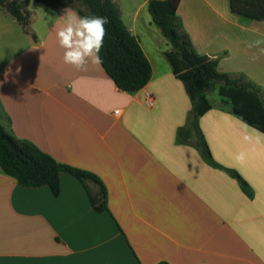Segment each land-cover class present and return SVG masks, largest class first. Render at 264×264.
<instances>
[{"label": "crops", "instance_id": "1", "mask_svg": "<svg viewBox=\"0 0 264 264\" xmlns=\"http://www.w3.org/2000/svg\"><path fill=\"white\" fill-rule=\"evenodd\" d=\"M114 2L151 66L135 92L118 89L101 65L79 72L62 63L55 33L73 6L29 0L27 27L0 7V125L94 174L107 195L97 212L68 173L54 195L0 170V264H264V133L239 120L217 88L207 93L201 131L213 160L251 187L247 196L203 160L194 137L177 142L191 105L148 0ZM177 14L196 52L264 90V55L248 47L264 38V20L233 14L229 0H180Z\"/></svg>", "mask_w": 264, "mask_h": 264}, {"label": "trees", "instance_id": "2", "mask_svg": "<svg viewBox=\"0 0 264 264\" xmlns=\"http://www.w3.org/2000/svg\"><path fill=\"white\" fill-rule=\"evenodd\" d=\"M6 0H0L5 2ZM47 7L56 8L62 3L71 5L81 16L107 17L108 35L100 52L102 68L115 86L126 92L143 88L151 77V66L145 57L137 36L133 35L121 19L114 0H34ZM29 0H11L6 10L22 27L29 24L30 13L25 8ZM180 0H148L152 22L160 29L170 45L164 52L172 73L183 83L190 101L185 125L176 132L179 143H190L210 166L226 171L235 178L247 196H252L248 183L233 169L213 160L199 125L200 117L211 109L207 93L217 88L219 96L230 102L232 113L244 124L264 133V90L242 74L231 75L217 70L218 57L201 55L194 49L188 33L177 14ZM231 12L250 20H264V0H229ZM0 170L16 179L23 187L48 186L54 195L59 194L61 173H68L83 185L89 202L97 212L107 210L106 190L94 174L57 162L32 142L20 139L0 125ZM98 186L93 193L89 185ZM158 264H167L160 262Z\"/></svg>", "mask_w": 264, "mask_h": 264}, {"label": "clouds", "instance_id": "3", "mask_svg": "<svg viewBox=\"0 0 264 264\" xmlns=\"http://www.w3.org/2000/svg\"><path fill=\"white\" fill-rule=\"evenodd\" d=\"M62 19L64 23L55 33L58 47L63 49L62 63L79 72L88 71L90 64L101 65L100 52L108 35V18L99 15L81 16L70 7L65 9ZM248 47L256 48L259 55H264V38L251 41ZM238 159H242V156Z\"/></svg>", "mask_w": 264, "mask_h": 264}, {"label": "rangeland", "instance_id": "4", "mask_svg": "<svg viewBox=\"0 0 264 264\" xmlns=\"http://www.w3.org/2000/svg\"><path fill=\"white\" fill-rule=\"evenodd\" d=\"M141 1L142 0H135L136 4H138V5L140 4ZM62 2H63V0H62ZM133 4H135V3H133ZM140 13H145L147 15V17H150V15L147 12V9L146 8L141 9V12ZM154 27H155V25H154Z\"/></svg>", "mask_w": 264, "mask_h": 264}, {"label": "water", "instance_id": "5", "mask_svg": "<svg viewBox=\"0 0 264 264\" xmlns=\"http://www.w3.org/2000/svg\"><path fill=\"white\" fill-rule=\"evenodd\" d=\"M11 0H6L5 2H0V7L2 8H8L10 5Z\"/></svg>", "mask_w": 264, "mask_h": 264}, {"label": "built area", "instance_id": "6", "mask_svg": "<svg viewBox=\"0 0 264 264\" xmlns=\"http://www.w3.org/2000/svg\"><path fill=\"white\" fill-rule=\"evenodd\" d=\"M146 97H147V99H146V104H147V105H150V104H151V100H152V98H151V96H150L148 93H146Z\"/></svg>", "mask_w": 264, "mask_h": 264}]
</instances>
